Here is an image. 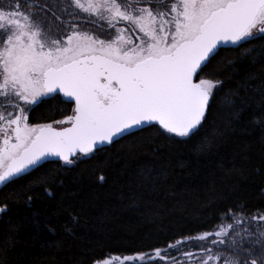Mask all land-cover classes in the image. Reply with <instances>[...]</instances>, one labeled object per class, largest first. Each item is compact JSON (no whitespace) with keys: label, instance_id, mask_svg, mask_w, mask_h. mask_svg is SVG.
<instances>
[{"label":"snow or ice","instance_id":"snow-or-ice-1","mask_svg":"<svg viewBox=\"0 0 264 264\" xmlns=\"http://www.w3.org/2000/svg\"><path fill=\"white\" fill-rule=\"evenodd\" d=\"M229 45L237 55L205 73ZM254 54L264 60V0L0 4V264L26 230L33 239L57 231L61 209L38 202L56 201L63 176L120 140L144 132L191 140L206 127L215 130L224 112L231 120L244 114L264 133V86L252 103H237L240 89L217 99L225 83L220 69L242 58L255 62ZM40 105L50 115L33 123ZM214 139L204 135L196 152H207ZM105 179L100 172L98 181ZM218 219L211 231L163 249L89 264H264V212L227 208ZM62 227L72 232L68 223Z\"/></svg>","mask_w":264,"mask_h":264},{"label":"trees","instance_id":"trees-1","mask_svg":"<svg viewBox=\"0 0 264 264\" xmlns=\"http://www.w3.org/2000/svg\"><path fill=\"white\" fill-rule=\"evenodd\" d=\"M236 55L233 46L221 48L205 73L217 71L213 66L223 57ZM254 56L255 62L242 58L220 69L217 78L225 83L218 100L233 89H240L238 104L259 99L255 89L264 86V60ZM48 115L47 105H40L30 119L42 123ZM230 120L222 113L215 130L206 127L191 140L173 142L138 133L79 163L62 177L56 201L38 202L39 207L61 209L57 231L33 239L26 230L4 257L7 264H89L92 259L149 252L181 236L212 230L227 208L242 207L248 215L264 212V133L248 124L244 114ZM149 135L152 139L145 138ZM204 135L215 139L207 152L198 153L194 146ZM149 171L150 182L144 179ZM100 172L106 176L102 183ZM69 214L77 216L74 225ZM65 223L71 233L62 227Z\"/></svg>","mask_w":264,"mask_h":264},{"label":"rangeland","instance_id":"rangeland-1","mask_svg":"<svg viewBox=\"0 0 264 264\" xmlns=\"http://www.w3.org/2000/svg\"><path fill=\"white\" fill-rule=\"evenodd\" d=\"M188 249H190V248H188ZM185 250H187V249H185ZM192 250H194V249H192ZM172 255H176V253L173 252ZM124 256H127V255H124ZM109 257H112V256H109ZM115 257H123V255H119V256H115ZM113 264H120V260L114 261ZM128 264H132V262H128Z\"/></svg>","mask_w":264,"mask_h":264},{"label":"water","instance_id":"water-1","mask_svg":"<svg viewBox=\"0 0 264 264\" xmlns=\"http://www.w3.org/2000/svg\"><path fill=\"white\" fill-rule=\"evenodd\" d=\"M230 46H231V45H229V46H224V48H225V47H230ZM221 48H223V47H221Z\"/></svg>","mask_w":264,"mask_h":264},{"label":"flooded vegetation","instance_id":"flooded-vegetation-1","mask_svg":"<svg viewBox=\"0 0 264 264\" xmlns=\"http://www.w3.org/2000/svg\"><path fill=\"white\" fill-rule=\"evenodd\" d=\"M224 48V47H223Z\"/></svg>","mask_w":264,"mask_h":264}]
</instances>
